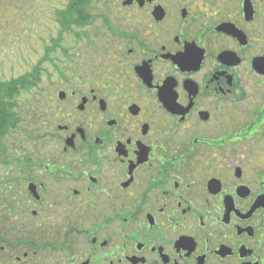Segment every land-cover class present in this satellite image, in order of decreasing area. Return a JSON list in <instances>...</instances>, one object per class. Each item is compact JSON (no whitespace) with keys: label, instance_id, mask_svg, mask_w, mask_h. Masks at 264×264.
<instances>
[{"label":"flooded vegetation","instance_id":"1","mask_svg":"<svg viewBox=\"0 0 264 264\" xmlns=\"http://www.w3.org/2000/svg\"><path fill=\"white\" fill-rule=\"evenodd\" d=\"M76 2L90 52L0 156V264H264V0Z\"/></svg>","mask_w":264,"mask_h":264},{"label":"rangeland","instance_id":"2","mask_svg":"<svg viewBox=\"0 0 264 264\" xmlns=\"http://www.w3.org/2000/svg\"><path fill=\"white\" fill-rule=\"evenodd\" d=\"M71 5L72 0H0V82L26 79L29 85L16 96L12 111L19 120L2 137L1 157L24 153L32 135L39 136L42 98L66 86L58 77L61 69L90 52L85 44L92 28Z\"/></svg>","mask_w":264,"mask_h":264},{"label":"trees","instance_id":"3","mask_svg":"<svg viewBox=\"0 0 264 264\" xmlns=\"http://www.w3.org/2000/svg\"><path fill=\"white\" fill-rule=\"evenodd\" d=\"M72 7H74L73 11L77 10L78 6L76 4V0H72V5L70 8ZM84 19L87 20L88 17L82 16L79 18V20H82L85 23ZM28 86V81H26V79H19L18 81L17 79H14L7 83L0 82V153H3L6 150L5 145H1L2 137H4L11 124H15L19 120L17 112L15 113L12 111V107L16 105V96L21 92L22 89H25ZM32 136L33 139L37 137V135Z\"/></svg>","mask_w":264,"mask_h":264},{"label":"water","instance_id":"4","mask_svg":"<svg viewBox=\"0 0 264 264\" xmlns=\"http://www.w3.org/2000/svg\"><path fill=\"white\" fill-rule=\"evenodd\" d=\"M61 95H62V93H61Z\"/></svg>","mask_w":264,"mask_h":264}]
</instances>
